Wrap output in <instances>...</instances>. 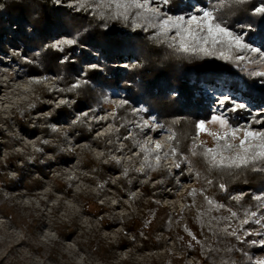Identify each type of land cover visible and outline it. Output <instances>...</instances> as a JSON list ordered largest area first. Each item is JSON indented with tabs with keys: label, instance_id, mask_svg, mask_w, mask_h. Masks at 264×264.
Instances as JSON below:
<instances>
[{
	"label": "trees",
	"instance_id": "1",
	"mask_svg": "<svg viewBox=\"0 0 264 264\" xmlns=\"http://www.w3.org/2000/svg\"><path fill=\"white\" fill-rule=\"evenodd\" d=\"M179 3L181 4L180 0H172L170 6L179 11ZM254 6V1L243 5L229 4L220 14L227 22V26L242 29L251 27V32L258 36L259 40H264V16L255 15ZM72 10L67 6V0H62L59 5L52 3L51 0H0L1 55H9L10 59L19 63L26 75L31 78L39 76L55 78L49 92L47 89L40 90L34 82L37 97L33 104L19 106L13 111V117L22 127L42 134L40 139H36L35 150L31 154V161L36 167L38 176L51 178L56 190L65 196L70 194L71 185L53 176L49 171V167L54 163L69 162L75 153L74 151L67 154L62 149L64 139L55 131V123H64L63 133L68 132L77 144L83 143L77 155L78 165L81 170L88 172L94 182L102 184L97 186L100 196L102 188L111 185L110 176L116 177L113 186L124 190V196L130 197L135 187H138L140 194L138 201L134 204H137L139 208L130 209L123 219L111 216H102L99 219L104 213V207L102 203L95 200L97 213L94 216L103 222L106 228L110 229L120 225L125 235H129V242H138L142 251L160 250L163 244L159 236L160 234L166 235L177 252L182 253V257L175 255L170 264H191L187 259L189 254H196L201 259V263L198 264H252L255 249L251 244L242 246L236 238L223 233L216 232V235H213L209 231L208 217L204 218L203 226L196 221V213L203 205V196L197 195L195 208L187 207L190 203L188 192L193 188L186 190L183 207L177 213L170 212L161 206L158 201L161 196L158 189L163 188L160 187L161 181L170 188L171 196L179 189L178 182L165 167L160 165L152 170L144 169L145 182H142L136 180V173L131 172L128 167L112 159L108 154L105 155L104 160L96 159L89 148V141H93L97 146L102 145L93 137L95 123L87 120L111 108L107 102L108 90L115 92L122 89L126 92L125 100L129 103L119 109L113 107V112L119 113V119L115 122L123 134L136 131V123L141 120L139 114L145 118L153 114L158 122L166 127H172L177 132L181 137V150L186 151V145L191 141L184 137L191 135L193 123L199 120L207 121L211 116L203 101L193 98V91L198 86L194 88L190 86L192 78L200 82L222 80L231 84L235 89L240 80L247 88L249 98L255 96L264 100V76L253 75L239 65L213 55L175 52L167 44L160 42V38L155 36V31L153 32L154 29L141 28L134 31L130 26L131 21L126 24L117 20H100L90 11L82 10L71 13ZM4 17L7 20H4ZM12 26L16 29L13 30ZM27 28L31 29V34L28 33ZM62 35L77 37L79 45L70 49L66 48L63 52L50 48L44 50L47 44ZM4 36H6V41L3 42ZM85 47L98 48L103 52L107 60L104 70L112 74L113 78L108 79L106 74L99 70L88 71L83 78L89 81L87 84L75 91H63L81 79L80 74L85 70V65L92 63L91 54L85 51ZM10 50H21L20 54L28 58V61L21 60L20 54H11ZM75 50H80V56L74 54ZM64 55H68L67 62H61ZM124 55L135 58L138 65H131L130 68H114V66H119ZM53 95L64 97L69 103L46 107L41 100L51 98ZM137 107H144L147 111H137L133 114V110ZM49 109L51 112L48 111ZM85 112L88 116L82 115ZM36 114L40 117L34 119ZM80 120L84 123H80ZM174 120L179 123L172 124ZM45 153L49 154L53 161L44 158ZM193 160L202 173L199 179H194L192 173H188L197 185V188H194L198 191L203 189L205 195L214 198L226 207L234 204L231 198L233 189L254 190L264 187V171L244 170L239 174L217 176L205 172L203 166L196 162L195 158ZM4 163L5 165L0 164V188L12 191L22 184L28 193L41 188V181L38 177L31 179L24 174L25 166L30 164L27 159L9 153ZM184 165L182 163L181 168L176 170L180 173V178L186 180ZM6 166L13 167L14 177H10L5 172L1 173ZM125 172H127L126 175ZM147 175L150 176L148 180L145 178ZM206 178L212 179L213 183L207 184ZM149 181H157L154 185L156 192L153 194L152 189H149ZM221 183L225 185L226 190L220 189ZM131 199L133 200L132 197ZM246 201L244 198L241 203L245 204ZM87 206V202L81 203L86 213H88ZM4 207L7 208L6 205ZM222 212H214L212 215L218 217ZM3 214L14 222L9 213L3 211ZM171 221H174V225ZM30 223L29 232L34 235L40 222L31 220ZM185 227L196 236L200 243L193 240L183 230ZM76 230V225L70 223H59L55 228L56 234L60 237H69L76 233ZM119 241L121 246L125 244L124 239ZM110 246L112 245H108ZM209 247L216 251L209 252ZM100 264L106 263L100 259Z\"/></svg>",
	"mask_w": 264,
	"mask_h": 264
},
{
	"label": "rangeland",
	"instance_id": "2",
	"mask_svg": "<svg viewBox=\"0 0 264 264\" xmlns=\"http://www.w3.org/2000/svg\"><path fill=\"white\" fill-rule=\"evenodd\" d=\"M250 1L255 2L254 13L257 7L264 4L263 0ZM72 2L74 0H67V6ZM180 2L179 11L174 10V7L170 5L163 9V11H166L169 15H185L187 17L195 8L208 7L215 0H180ZM70 8L73 9L72 7ZM74 12L75 10L73 9L71 13ZM229 29L238 35H242L247 43L260 50V54L243 53L248 58L244 61L232 62L253 75L264 73V59H261V55H264V40H259V37L251 32V27L246 29L229 27ZM147 30H150V28ZM27 31L30 34L32 33L30 29H27ZM61 38L72 37L62 35L59 38H55V40ZM2 40L4 42L6 38ZM55 40L53 39L52 42ZM84 49L91 55L94 54L96 61H99L97 60L98 58H104L103 52L95 53L97 50L101 51L98 48L95 50L85 47ZM10 53L19 54V51L10 50ZM75 55L80 56L77 51ZM213 56L218 57L219 53ZM9 57L0 53V68L7 69L6 72H0V164L5 165L4 162L9 153L27 159L30 164L25 166L24 174L27 178L31 179L38 177L41 181V188L31 193H28L22 184L12 191H8L3 187L0 188V264H100V259L106 264H153L154 262L158 264H170L174 260L175 255L182 257V253L177 252L171 240L164 234H160L159 236L163 244L160 250L142 251L138 242H129V235H125L120 225L109 229L104 226L103 222L99 221L102 216L123 219L130 209H138L139 206L134 204V202L138 201V195L140 194L138 187H135L130 197L124 196V190H119L113 186L116 182V177L110 176L111 185L103 187L100 196V190L97 188L100 182H94L88 172L81 170L78 165L77 155H79V150L83 147V143L77 144L68 132L63 133L64 123H55V131L64 139L62 149L67 154H71L74 151L75 153L69 162L66 164L54 163V165L49 167V171L53 176L59 177L62 181L71 185L70 194L65 196L56 190L51 178H40L38 176L36 167L31 161V154L35 150L36 139H40L42 134L41 132L34 133L32 130L22 127L16 118L13 117V111L19 106L33 104L37 97V89L34 83L36 80L42 81L41 83H37L40 90L47 89L49 92L52 89V81L55 78L51 76H48V80L40 76L31 78L26 75L25 70L19 63L13 62ZM20 59L28 61L22 57ZM104 60L106 59L104 58ZM92 63L95 62L92 61ZM238 81L237 89L222 80L217 82H200L194 78L191 79L190 86H193V88L196 85L198 86L193 91V98L202 100L211 116L221 114L223 110L217 101L225 95H230L237 101L250 105L253 114L256 111L264 110V100L255 96L249 98L247 88L243 82ZM201 84H208L214 90L200 93L198 88ZM117 91H107L108 101L118 103L120 100H125L123 92L118 93ZM60 100H65V98L53 95L51 98H45L41 101L48 107L49 105L56 106L60 104ZM110 105V109L107 108L103 112H99L95 118L89 117L87 120L88 122L91 120L95 123L93 137L102 145L97 146L93 141H89V148L96 159L104 160L105 155L108 154L112 159L128 167L131 172L136 173L135 177L137 181L145 182L143 178L145 170L141 168L142 158L134 154L138 151L137 143L143 140L146 135H151L154 140L160 139L164 144L165 150H167V134L164 129H158L155 132L145 129L144 133H141L140 128L137 126L135 132L123 134L119 129V125L112 119L113 105ZM48 111L51 112V109ZM48 111L45 112L46 115ZM226 115L234 125L237 123L246 124L251 119L248 112L227 113ZM38 117L40 115L36 114L33 118ZM100 117H104V119H99ZM139 117L141 120L136 124L142 123L146 119L155 118L153 114L149 115L148 118L139 114ZM155 121L161 124L156 118ZM110 123L113 124V127L108 128V131L105 132V127ZM209 127L215 130V126L209 125ZM255 127L260 128L264 127V125H257ZM109 133H112V135H109ZM200 139L207 140L208 146H212L209 137L202 136ZM43 157L53 161V158L49 154L45 153ZM160 165L171 172L179 184V189L171 196L172 191L161 181L160 187L163 188L158 189V192L161 194L158 201L162 207L167 208L170 212L177 213L183 207V197L186 195V190L194 187L197 188V185L188 175L190 172L188 165H184V173L187 176L186 180L180 178V173L174 167L173 158L162 160ZM4 172L10 177L15 176V172L11 166H6L5 169L1 170V173ZM145 178L148 180L150 176L147 175ZM156 182L149 181V189H152V194L156 192L154 187ZM259 194H264V187L254 190L233 189L231 198L234 204L226 207L238 213V219L231 221L233 227L239 222V218H243L245 211L257 210L258 212H264V209L256 208L258 202L253 199L254 196ZM237 196L241 197L239 202L233 199V197ZM244 198L247 200L245 204L241 203V200ZM95 200L98 203H102L104 207V213L100 215L99 219L94 216L97 213L94 205ZM83 202H87L88 204V213L84 212L81 207V203ZM196 202L198 203V201ZM3 211L9 213L14 222L5 217ZM218 217H230V212L223 211ZM35 218L39 219L40 226L36 229L35 234L31 235L28 226L31 224V220ZM62 222L68 224L75 222L78 225L77 232L69 237L58 236L55 228L56 225ZM171 223L174 225V221H171ZM212 226L220 234L219 228L224 227L225 224L223 222L216 224L215 221H212ZM244 227L252 235L241 236L240 239L244 240L245 243H241L237 239L242 246L248 244V241L264 239V237L256 235L257 231L264 232V229H261L259 225L250 223ZM120 239H124L125 241L123 246L120 245ZM108 245L112 246L108 247ZM252 246L255 249L252 262L264 259V248L259 245ZM187 259L191 264L201 263V259L196 254H189Z\"/></svg>",
	"mask_w": 264,
	"mask_h": 264
},
{
	"label": "snow or ice",
	"instance_id": "3",
	"mask_svg": "<svg viewBox=\"0 0 264 264\" xmlns=\"http://www.w3.org/2000/svg\"><path fill=\"white\" fill-rule=\"evenodd\" d=\"M51 2L59 5L62 0H51ZM171 2L172 0H74L68 6L75 11H90L100 20H117L126 24L131 21L130 26L134 31L141 28L145 30L154 29L155 36L160 38V42L167 44L175 52L191 55L202 53L205 56L219 53L218 58L229 62L244 61L248 57L243 53L260 54V50L247 43L242 35L231 31L220 14L229 4L243 5L249 3L250 0H215L208 7L195 8L187 17L185 15H169L166 11H163ZM254 14L264 16V4L257 7ZM104 27H107V25H104ZM78 45V38L74 36L55 40L47 44L46 47L63 52L65 48ZM261 59H264V55H261ZM62 62H67V58ZM124 67H130V65H124ZM96 70H103L99 62L86 64L81 79L63 91L71 92L81 88L89 82L84 80L83 76H86L88 71ZM6 71V68H0V72ZM259 75L264 76V73H259ZM44 79L48 80L49 78L45 77ZM35 82L41 83L42 81L36 80ZM107 102L116 109L129 103L127 100H120L118 103ZM217 102L223 111L219 115H212L207 121L199 120L193 123L191 135L184 137V139H190L191 141L190 144L186 145V151L181 150V137L172 127L157 123L154 117L138 123L136 126L140 128L141 133H144L145 129H149L151 132L164 129L168 143L167 150H165L161 140H154L151 135H146L143 140L138 141V151L134 154L142 158L141 168L152 170L159 167L162 160L173 158L176 169H180L182 163L188 165L193 178L199 179L202 173L196 167L193 160L195 158V161L203 166L205 172L217 176L239 174L244 170L264 171V127H255L264 125V110L256 111L253 114L250 105L239 102L230 95H225ZM59 103L65 104L69 101L60 100ZM137 111L145 112L147 109L144 107L135 109L133 114ZM239 112H248L251 116L250 121L246 124L237 123L234 125L231 123L226 114ZM82 115L88 116V113L85 112ZM111 115L113 121L119 119L118 112H113ZM99 119H104V117ZM79 122L84 123L83 120ZM177 123L179 121H172V124ZM209 125L215 126V130H212ZM112 127L113 124L110 123L104 131L107 132L108 128ZM109 135H112V133H109ZM202 136L209 137L212 146H208L207 140L200 139ZM126 174L127 172H125ZM206 183L212 184L213 180L206 178ZM219 187L222 191L226 190L223 183ZM197 195L203 196V205L196 213L195 219L203 226L204 218L208 217L209 231L213 235H216V231L212 226V221H215L216 224L223 222L225 226L219 228V232L234 237L240 240L241 243H245L244 240L240 239L241 236L252 235L251 232L245 229V225L252 223L264 229V212H258L257 210L245 211L243 218H239V222L233 227L231 221L238 219V213L226 208L224 204L219 203L214 198L205 195L203 189L198 191L193 188L188 192L190 203L187 207H196L195 199ZM233 199L239 202L241 197L237 196ZM253 199L258 202L257 209H264V194L256 195ZM222 211L230 212V217L220 218L212 215L214 212L219 213ZM183 230L193 240H197L196 236L187 227ZM256 235L264 237V232L257 231ZM181 239L183 238L181 237ZM197 243H200V241L197 240ZM248 243L264 248V239L248 241ZM202 247L204 246L202 245ZM208 251L214 252L216 249L209 247ZM252 264H264V259L255 260Z\"/></svg>",
	"mask_w": 264,
	"mask_h": 264
},
{
	"label": "built area",
	"instance_id": "4",
	"mask_svg": "<svg viewBox=\"0 0 264 264\" xmlns=\"http://www.w3.org/2000/svg\"><path fill=\"white\" fill-rule=\"evenodd\" d=\"M4 20H7L6 19V17H4ZM16 29V27L14 26L13 27V30H15ZM27 29H30V28H27ZM31 30V29H30ZM4 38H6V36H4ZM3 38V39H4ZM55 40V39H54ZM47 49V47L45 46L44 47V50H46ZM96 50V49H95ZM76 51H77V53L78 54H80V50H75V53L74 54H76ZM60 52V51H59ZM21 53V50H19V54ZM95 53H101V51H99V50H97V52H95ZM21 55V54H20ZM94 55V54H93ZM91 55V58H92V61H94L95 63H97V62H99L100 63V65H101V67H102V73H104V74H106V76H107V78L108 79H112L113 78V75L112 74H109V73H107V72H105L104 71V67H105V65L107 64V60H104V58L102 59V58H98L97 60H99V61H96L95 60V58H96V56L94 55ZM9 56V55H8ZM22 58H24V59H26V60H28V58H25L24 56H21ZM97 57H98V55H97ZM10 58V57H9ZM65 58H67V60H68V55H64V56H62V59H61V62H62V60H64ZM105 64V65H104ZM138 65V62H137V60L135 59V58H133V57H131V56H128V55H124L123 57H122V59H121V61H120V64H119V66H114V68H116V67H119V68H125L124 67V65ZM104 65V66H103ZM134 65V66H135ZM126 68H128V67H126ZM82 74V73H81ZM81 74H80V76H81ZM209 90V92L211 91V90H214V88L212 87V86H209L208 84H201L200 85V87L198 88V91L201 93V92H206L207 93V91ZM216 90V89H215ZM118 93H120V92H123V95H125V91L124 90H122V89H120V90H118L117 91ZM204 95H207V94H204ZM208 95H209V93H208Z\"/></svg>",
	"mask_w": 264,
	"mask_h": 264
},
{
	"label": "bare ground",
	"instance_id": "5",
	"mask_svg": "<svg viewBox=\"0 0 264 264\" xmlns=\"http://www.w3.org/2000/svg\"><path fill=\"white\" fill-rule=\"evenodd\" d=\"M34 220H38L39 221V219L38 218H35ZM62 223H64V222H62ZM70 224H75L76 225V227H77V230H78V225L75 223V222H71ZM77 230H76V232H77ZM75 234V233H74ZM73 234V235H74Z\"/></svg>",
	"mask_w": 264,
	"mask_h": 264
}]
</instances>
